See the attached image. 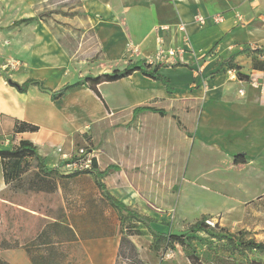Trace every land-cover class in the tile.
Here are the masks:
<instances>
[{
	"label": "rangeland",
	"instance_id": "1",
	"mask_svg": "<svg viewBox=\"0 0 264 264\" xmlns=\"http://www.w3.org/2000/svg\"><path fill=\"white\" fill-rule=\"evenodd\" d=\"M159 15L162 20L175 21L170 8L160 9ZM239 15L242 16L238 14L237 17ZM30 16L38 19L15 23L20 18ZM36 23L52 32L56 43H60L65 50L60 62L56 60L59 56L56 50L45 52L46 45L52 43L40 37L43 36L40 30L32 29ZM173 23L172 27L168 24L162 28H174L177 33L178 24ZM40 38L43 39L41 42ZM174 40L169 39V43L165 40L163 47L160 46L147 57L149 61L168 66L179 60L183 48L179 47L181 43ZM30 48L32 52L28 50ZM128 48L127 54L122 57L105 55L87 23L81 0H38L36 4L31 0H0V64L10 70L18 68L19 77L31 73V68L22 63L23 60L28 65L31 63V53L38 52L43 59L50 58L56 64H66L68 76L63 77V80L67 83L123 69L128 61L142 56L137 46L129 44ZM159 49L162 53L158 58ZM189 69L194 70L196 78L200 73L201 76L200 82L191 80L186 85L187 97L168 95L157 98L155 85L140 74L121 82H105L98 86L109 110L84 86L71 89L72 96L66 113L70 119L86 122L83 128L71 136L64 164L58 173L46 176L38 169L37 160L28 158L21 175L0 191V256L4 249L14 247H24L32 254H38L50 247L41 245L68 239L63 245L56 246L58 256L52 264H90L75 232L78 231L82 236L95 235L87 230L102 224L113 229V207L106 196L109 192L100 191L89 174L64 177L63 173L87 167L91 158L95 157L102 165L112 161L120 163L123 170L114 172L113 178L107 180L113 186L114 197L131 209L143 214L139 202L144 200L143 195L149 198L148 189L153 186L157 200L161 196L166 198L160 201L161 209L177 215L168 233L183 236L189 232L191 225L198 223L202 228L210 226L214 233L219 234L221 237L213 238L204 231L196 233L197 254L204 264H251L254 260L264 261L263 254L240 248L238 239L243 235L239 231H230L214 219L216 214L212 207H221L223 193H236L235 188L225 181L228 178L237 179L238 172L228 170L221 162H217L221 153L217 149L211 150L202 141L197 140L195 148L192 144L188 147L186 134L190 136L195 132L196 117L201 108V96L192 98L190 94L196 90L198 92L200 88L204 91L209 77H202L201 68L195 70L191 66ZM165 75L175 90L178 82L190 79L186 70L173 69ZM148 92L150 94L146 98ZM76 94L83 99L82 105L74 103ZM178 101L180 104H177ZM140 105L163 107L166 115L147 112L134 116L133 108ZM221 126V115L214 122L210 116L207 122L204 118V124L199 123L198 132H204V135L214 129L222 132ZM72 128L71 123L66 130ZM11 138L16 144L15 136ZM145 156L157 160L164 157L166 177L162 181L163 191L152 183V178L150 184L147 183L148 170L142 161L131 163V158L139 157L142 160ZM214 166L219 169L212 173ZM144 202L152 203L150 200ZM153 203L157 204L156 201ZM105 207L109 209L110 215H104ZM130 239L145 264H191L190 248L180 244L169 247L166 239H154L146 229L142 234L131 235ZM95 251L104 264L113 255L109 244ZM13 252L6 253L4 257L11 264H25L18 259L20 254ZM120 264H124V261Z\"/></svg>",
	"mask_w": 264,
	"mask_h": 264
},
{
	"label": "crops",
	"instance_id": "2",
	"mask_svg": "<svg viewBox=\"0 0 264 264\" xmlns=\"http://www.w3.org/2000/svg\"><path fill=\"white\" fill-rule=\"evenodd\" d=\"M81 1L87 23L94 31L97 43L105 52V55L109 57L125 56L129 44H132L140 49L142 56L139 59H148L147 57L150 54L155 53L160 46L165 45V40L168 42L171 38H175L174 41L181 43L179 47L184 49L180 59L176 62H182L186 66L175 67L171 64L160 68V72L164 75L173 69L186 70L190 74L189 80L182 83L178 82V86H176L173 93L168 94L160 82L145 77L140 72H135L133 75L119 80V82L140 74L148 82L155 85L157 98L168 95V97L176 95L177 97H187L186 85L191 80L200 82L201 76L200 73L196 78L193 73L194 70L189 69L191 66L195 70L198 68L203 69L202 77L209 76L204 91L200 88L198 92L196 90L195 93L190 94L192 98L201 96V108L199 115L196 117L195 132L190 136L186 134L188 147L192 144V147L195 148L197 140H200L211 150L217 149L221 153V157L217 162H221L220 164L228 170L238 172L237 179L228 178L225 181L227 185L235 188L236 193H231V191L227 195L223 193V200L218 198V200L223 201L221 207H212L213 212L216 214L215 221L230 231H243L247 233L248 238L264 241V71L253 69L254 59H263L264 56H258L246 49L247 46L251 48L264 47V0ZM31 2L36 4L38 0H31ZM166 8L172 10L175 20L173 22L178 24L177 33L174 28L169 30L162 28V26L168 24L172 27L174 24L160 19L159 10ZM214 14H222L224 21L215 24L209 20L203 25L204 28L196 22L199 15L211 16ZM238 14H242V21L238 18L241 15L237 17ZM21 19L24 18L19 20ZM180 25L184 26L185 31L179 30ZM32 29L40 30V34L43 35L40 37L51 41L52 45H46L45 52L56 50L59 55L56 60L60 62V59L64 58L65 50L60 43H56L57 40L52 32L37 23L33 25ZM185 34L187 35L186 40L184 39ZM41 38L40 42L43 40ZM28 50L33 51L31 48ZM31 56L29 65L24 60L22 61L25 66L31 68L30 74L19 77L17 74L18 68L10 70L1 64L0 73L19 84L28 78L40 79L45 86L53 90L60 89L67 83H74L72 81L66 83L63 80V77L68 76L66 74V64H56L50 58L43 59L38 52L31 53ZM228 62L239 65L241 67L240 71L251 76V78L249 80L239 79L237 72L228 68ZM22 63L19 62L20 66ZM47 80H50V82ZM55 81L57 83H53ZM79 87L82 86L77 88ZM84 87L89 89L85 85ZM177 90H181V92L177 93ZM70 91L72 90L70 89L62 98L52 101L51 95L48 92L41 91L36 85H31L26 92H20L0 74V114L2 116L0 121V148H11L13 146L14 142L11 138L13 135L17 143L22 139H27L37 145L39 153L45 158L48 166L61 168L64 164V157L67 155L66 151L71 136L75 131L83 128L86 122L84 120L76 121L74 118L70 119L68 117L66 110L70 96H72ZM89 91L104 106L100 98L91 89ZM149 94L148 92L145 97L148 98ZM76 98L77 100H73L74 103L82 105L83 99L77 94ZM178 103L180 104L179 101ZM107 110H109V107ZM219 115H221L222 132L215 129L206 132V135H204V132L203 134L198 132L199 123L204 124V118L207 122L211 116L214 122L215 119L219 118ZM16 120L38 125L39 130L37 132L14 133ZM71 123L73 128L67 131L66 128ZM4 140L7 141L4 143ZM239 153H244L245 162L236 164L234 158ZM139 161H142L147 167V183L150 184L152 178V183L158 185L163 191L162 181L166 177L164 157L161 160L150 156H145L142 160L139 157L131 158V163H138ZM112 163L121 167L120 163L116 161L105 165L98 162V166L100 169H105ZM217 166L212 167V173L219 169ZM140 169L143 170L144 168L140 167ZM121 170L123 169L121 168L119 171ZM152 170L153 172L150 173ZM109 178H113V173L109 174L104 182L107 185L108 192L115 196L113 186L107 180ZM142 182H145L144 175L142 176ZM5 187L0 160V191ZM154 188L153 186L148 189L149 198L143 195L144 200L139 204L142 207L143 214L154 219L152 223L154 229L168 233L169 227L173 228L177 215L161 209L160 201H165L166 198L161 196L157 200V197H154ZM148 200L152 203L146 204L144 202ZM154 201L157 202L156 205L153 203ZM152 206L157 207L155 209ZM104 215H110L109 209L106 207ZM43 217L49 218L46 215H43ZM113 219L115 220L113 221L112 230L109 225L102 224L97 228L87 230L95 235L85 234L82 236L80 234V236L78 231L75 232L81 241L90 264H104L95 255L97 253L95 250L98 247L105 248L107 244L111 245L113 255L110 261L105 264H115L120 243V231L118 230V214L114 207ZM44 231L46 232L45 228ZM67 240L52 241L50 244H43L40 247L63 245L68 242ZM12 250L13 253L20 254L18 259L25 264H33L24 247L4 249L1 251V256L7 260L4 256ZM259 262L264 263V261Z\"/></svg>",
	"mask_w": 264,
	"mask_h": 264
},
{
	"label": "trees",
	"instance_id": "3",
	"mask_svg": "<svg viewBox=\"0 0 264 264\" xmlns=\"http://www.w3.org/2000/svg\"><path fill=\"white\" fill-rule=\"evenodd\" d=\"M38 19L37 17L24 18L17 23H28L32 20ZM247 50L257 54L258 56H264V47L251 48L246 47ZM171 66H186L182 62H176ZM228 68L233 69L237 72V76L242 80H249L251 76L244 74L240 71L241 67L234 64L233 62L227 63ZM162 67L161 63H151L148 59L130 60L123 69H115L111 73H104L97 76H91L84 79H80L74 83H67L60 89L53 90L44 85V82L36 78H28L23 83L19 84L12 81L11 78L0 73L7 79V81L20 92H26L31 85H36L41 91L48 92L51 95V100L55 101L62 98L70 89L78 86H87L91 89L103 102L104 106L108 109V106L98 88V86L105 82H116L121 79L127 78L133 75L135 72H140L143 76L148 77L154 81L160 82L166 89L168 93H173L175 87L171 86L170 79L160 72ZM253 69L264 71V58L254 59ZM154 112L162 116L166 115V110L164 108H158L155 106H137L133 109V115L137 116L144 112ZM0 114V121H1ZM39 126L22 121L16 120L14 126V133L21 132H37ZM35 158L37 160L38 169L44 173L46 176H50L59 172L60 167H50L46 163L45 158L39 153L37 145L32 141L27 139H22L18 143L13 144L11 148H0V160L3 168V176L5 184L8 185L13 179H17L21 173L24 171L27 162L26 159ZM234 161L236 164L245 162L244 153H239L235 155ZM121 167L117 164H109L105 169H100L98 166L97 159L91 158L90 165L81 169H75L64 177H76L82 174H89L93 177L96 186L102 192H108L107 185L104 179L111 173L119 171ZM107 198L112 207L117 210L119 226H120V243L117 253V260L115 264H120L124 261V264H145L140 258L136 245L130 239L133 234H142L144 230L148 231L154 239L164 238L166 239L167 245L173 247L176 244H180L182 247H188L192 250L189 256L191 264H204L197 254V248L195 245L196 233L198 231H204L205 233L211 235L213 238L221 237L219 234L214 233L213 229L208 226L207 228H202L200 224L196 223L191 225L189 232L186 235H177L171 233H164L154 229L152 223L154 219L145 214H141L136 210L131 209L124 202L118 200L116 197L107 193ZM218 227V226H217ZM224 229V228H220ZM133 231V232H132ZM243 237L238 239V244L240 248L244 251H256L264 255V241H257L254 238H248L247 233L243 231L238 232ZM245 234V237H244ZM30 260L33 264H52L57 258L58 252L56 246H50L46 251L40 252L38 254H32L30 250H27ZM0 264H11L0 256ZM251 264H264L259 261H252Z\"/></svg>",
	"mask_w": 264,
	"mask_h": 264
},
{
	"label": "built area",
	"instance_id": "4",
	"mask_svg": "<svg viewBox=\"0 0 264 264\" xmlns=\"http://www.w3.org/2000/svg\"><path fill=\"white\" fill-rule=\"evenodd\" d=\"M239 19L242 21L243 20V16H239ZM212 21L213 23L215 24H219V23H222L224 21V16L222 14H214V15H211V16H202V15H199L197 17V20L196 22L200 25V26H203L205 25L208 21ZM179 30L180 31H185V28L183 25H180L179 26ZM184 39L186 40L187 39V35L185 34L184 35ZM184 40V41H185ZM184 52V49H181L180 50V53H183ZM158 58L159 56L161 55L162 51L159 49L158 51ZM149 60V59H148ZM151 63H154L152 61H149ZM159 63V62H158ZM1 135V134H0ZM1 137V136H0ZM7 140H4L3 142L5 143Z\"/></svg>",
	"mask_w": 264,
	"mask_h": 264
}]
</instances>
